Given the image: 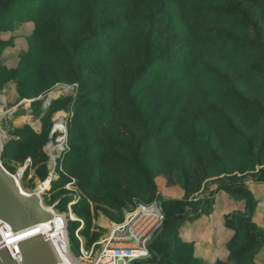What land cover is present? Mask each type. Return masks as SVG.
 <instances>
[{
  "label": "trees",
  "instance_id": "trees-1",
  "mask_svg": "<svg viewBox=\"0 0 264 264\" xmlns=\"http://www.w3.org/2000/svg\"><path fill=\"white\" fill-rule=\"evenodd\" d=\"M243 2L0 0V34L11 30L2 25L6 19L22 15L32 26L31 39L38 40L29 66L22 62L17 68L0 67V90L22 79L23 97L34 98L60 83L78 85L76 97L65 96L48 105L41 117V133L30 126L16 129L15 138L5 146L4 164L24 165L31 160L25 175L35 169L45 182L49 157L44 147L53 116L71 111L67 156L75 162L79 185L85 192L113 199L117 204L111 206L121 212V202L131 203L140 191L158 192L155 173L161 160L178 156L187 167L186 143L217 158V131L199 129V112L183 119L181 111L191 99L192 86L208 81L217 89L213 92L224 88L220 94L225 102H212L205 94L201 108L216 119L224 139L240 133L236 117L248 126L260 120L263 107L246 94L242 81H264V36L259 20ZM230 64L241 66L242 75L230 77L224 69ZM245 142L248 148L238 168L243 177L207 185L213 186L207 187L212 196L224 192L245 203L244 211L225 217V228L233 236L223 249L204 255L195 237L183 236L182 227L206 216L208 205L200 210L186 199L160 197L164 229L150 248L151 259L135 264H264L258 261L264 251V228L255 219L259 202L248 187V179L264 183V139L258 149L250 140ZM169 143L176 148L171 150ZM258 166L262 169L253 174ZM105 167L112 175L94 182ZM63 201L66 206L72 202ZM90 206L89 200H83L79 209ZM84 219L82 234L91 225L89 217ZM71 225L75 240L80 223Z\"/></svg>",
  "mask_w": 264,
  "mask_h": 264
},
{
  "label": "rangeland",
  "instance_id": "rangeland-1",
  "mask_svg": "<svg viewBox=\"0 0 264 264\" xmlns=\"http://www.w3.org/2000/svg\"><path fill=\"white\" fill-rule=\"evenodd\" d=\"M243 1L259 20L264 36V0ZM24 20L22 15L13 16L9 20L6 19L2 24L11 30L0 34V67L17 68L22 62L27 66L30 65L28 58L30 55H34V51H37L38 40L31 39L32 26ZM130 32L129 29L126 37L129 36ZM92 58L94 59V55ZM227 62L229 61L227 60ZM230 66L224 67L230 77L242 75L241 66L236 64H230ZM242 83L246 94L251 99L260 102L263 107L260 120L253 126H248L243 123L240 117H236L240 133L235 134L232 139L226 140L222 131L218 130L219 126L217 127L216 119L207 115L201 108V103L206 102L205 94L212 102H225L220 94L224 88L219 89V92H213V89L215 91L217 89L208 81L192 86L191 99L181 111L182 118L185 119L193 113L199 112V129L204 131L206 127H211L217 131L219 139L218 143L215 142L218 150L217 158L204 152L198 145L186 143L184 154L185 166L187 167H183L178 156L173 157V159L161 160L159 162L160 168L155 173L158 192L140 191L131 203L121 202L124 207L121 212L111 206L113 203L117 204L113 199L95 196L89 190L85 192L79 185L78 170L74 168L75 162L67 156L71 149L69 126L70 120L73 118L71 111L59 112L53 116L54 125L44 147V151L49 157V177L46 180H50L49 189L41 190L46 181L41 182L38 179L35 169H31L28 175H25L26 170L32 164L31 160L24 165L8 161L4 164L3 161L2 165L6 171L18 179L21 189L26 194L40 195L44 207L53 211V214L56 213L62 217L66 243L74 264H93L100 245L111 236V232L116 226L125 222L126 212L139 204L161 205L160 197L171 200L186 199L200 207V210L208 205L206 216L195 223L188 222L182 227L183 236L186 239L190 235L195 237L200 242L201 246L198 248L204 255L212 254L214 251L220 252L222 250L220 247L225 245L233 236V232L225 228V217L237 211H244L245 203L236 202L224 192L212 196L208 188L212 190L213 186L208 187L207 185L223 178L243 177L238 172V168L240 166L239 160L242 158L240 156L248 148L245 141L250 140L258 149L264 139V81L243 80ZM23 88L24 81L19 79L5 84L0 90V155L5 146L15 138L16 129L30 126L37 133H41V117L48 105L65 96L76 97L78 85L60 83L34 98H24L21 93ZM26 90V93L29 94V85ZM41 104L42 109H40ZM60 121L64 123L63 130L56 129ZM185 125L186 123L183 124L184 127ZM169 147L171 150L176 148L174 143H169ZM66 158L68 159L67 163H65ZM261 169L262 167L258 166L257 171L253 174ZM102 171L103 173L100 172L97 181L94 182H102L105 177L112 175L109 167H105ZM85 176L86 171L83 170L80 178L84 179ZM248 181V187L259 202V207L255 212L256 222L264 228V183H254L250 179ZM63 200L72 202H68L69 204L66 206ZM83 200H89L90 209L86 207L79 209ZM85 216L91 219V225L89 230L82 234L81 230L86 229ZM77 222L80 223V229L75 232V240H73L71 224ZM156 239L152 241L151 246ZM151 257L152 253L150 252V257L146 260H150ZM258 261L264 263V251L259 256Z\"/></svg>",
  "mask_w": 264,
  "mask_h": 264
},
{
  "label": "water",
  "instance_id": "water-1",
  "mask_svg": "<svg viewBox=\"0 0 264 264\" xmlns=\"http://www.w3.org/2000/svg\"><path fill=\"white\" fill-rule=\"evenodd\" d=\"M4 150L0 155V222L9 226L14 234L26 233L38 226L51 223L55 215L46 209L40 195H28L20 187L18 179L3 167ZM4 242L0 232V243ZM21 264H48L55 250L51 241L37 234L18 245ZM0 264H14L10 250H0Z\"/></svg>",
  "mask_w": 264,
  "mask_h": 264
},
{
  "label": "built area",
  "instance_id": "built-area-1",
  "mask_svg": "<svg viewBox=\"0 0 264 264\" xmlns=\"http://www.w3.org/2000/svg\"><path fill=\"white\" fill-rule=\"evenodd\" d=\"M165 220V215L159 204H139L134 209L127 211L125 222L116 226L112 230L111 236L100 245L93 264H133L146 260L150 257L152 241L164 229ZM0 232L4 239V242L0 243V250L7 247L10 250L13 263L21 264L22 255L18 245L27 238L10 245L7 243L8 236L21 234H14L11 228L3 222H0Z\"/></svg>",
  "mask_w": 264,
  "mask_h": 264
},
{
  "label": "bare ground",
  "instance_id": "bare-ground-1",
  "mask_svg": "<svg viewBox=\"0 0 264 264\" xmlns=\"http://www.w3.org/2000/svg\"><path fill=\"white\" fill-rule=\"evenodd\" d=\"M56 129L63 130L64 123L60 121L57 124ZM49 186L50 180L46 182V184L41 188V190L44 191ZM49 211L53 212L51 210ZM54 215L55 219L51 223L38 226L21 235H9L7 238V243L12 245L18 242L19 240H23L30 236L43 234L47 239L51 241V244L53 245L55 250L53 257L51 258L48 264H74L72 258L70 257V252L66 243L67 239H65L64 222L62 220V217L57 215L56 213Z\"/></svg>",
  "mask_w": 264,
  "mask_h": 264
},
{
  "label": "crops",
  "instance_id": "crops-1",
  "mask_svg": "<svg viewBox=\"0 0 264 264\" xmlns=\"http://www.w3.org/2000/svg\"><path fill=\"white\" fill-rule=\"evenodd\" d=\"M224 245L220 247V249H223Z\"/></svg>",
  "mask_w": 264,
  "mask_h": 264
}]
</instances>
